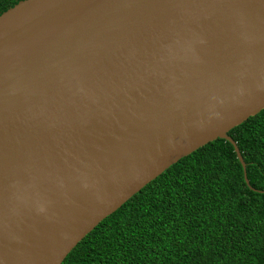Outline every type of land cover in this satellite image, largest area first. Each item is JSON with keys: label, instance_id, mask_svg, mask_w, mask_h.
I'll return each mask as SVG.
<instances>
[{"label": "water", "instance_id": "water-1", "mask_svg": "<svg viewBox=\"0 0 264 264\" xmlns=\"http://www.w3.org/2000/svg\"><path fill=\"white\" fill-rule=\"evenodd\" d=\"M264 109V0H24L0 15V264H62L179 160Z\"/></svg>", "mask_w": 264, "mask_h": 264}, {"label": "trees", "instance_id": "trees-1", "mask_svg": "<svg viewBox=\"0 0 264 264\" xmlns=\"http://www.w3.org/2000/svg\"><path fill=\"white\" fill-rule=\"evenodd\" d=\"M24 0H0V15ZM182 158L105 218L62 264H264V109Z\"/></svg>", "mask_w": 264, "mask_h": 264}]
</instances>
